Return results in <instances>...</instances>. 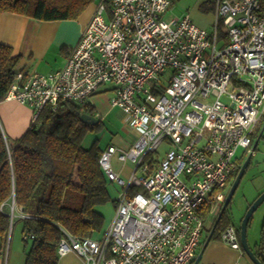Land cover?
Here are the masks:
<instances>
[{
	"label": "built area",
	"instance_id": "built-area-1",
	"mask_svg": "<svg viewBox=\"0 0 264 264\" xmlns=\"http://www.w3.org/2000/svg\"><path fill=\"white\" fill-rule=\"evenodd\" d=\"M213 3L207 30L189 15L165 20L168 0H102L61 69L14 75L5 100L30 107L33 120L45 107L83 106L110 85L109 106L135 136L126 150L108 146L98 159L121 190L107 230L99 238L64 232L57 256L73 253L84 264L194 263L203 213L221 209L236 151L252 156L264 116V0ZM163 143L169 150L161 159L148 156ZM112 157L132 164L127 178L113 170ZM8 207L12 214L13 202ZM221 239L240 249L233 225Z\"/></svg>",
	"mask_w": 264,
	"mask_h": 264
},
{
	"label": "trees",
	"instance_id": "trees-1",
	"mask_svg": "<svg viewBox=\"0 0 264 264\" xmlns=\"http://www.w3.org/2000/svg\"><path fill=\"white\" fill-rule=\"evenodd\" d=\"M92 1L0 0V13L43 22L74 21ZM20 59L11 47L0 44V102L5 100ZM81 114L96 117L90 103L78 106L64 102L55 111L43 108L15 140L5 137L0 127V241H10L14 224L19 223L25 264H57L56 245L64 232L75 237L92 235L104 223L96 208L108 202L115 205L107 192L109 182L98 163L104 150L97 139L88 148L82 146L84 136L101 130L103 123L97 117V125L83 124L79 120ZM256 136L257 133L254 141ZM236 163L237 169L227 186L239 172V161ZM10 202L14 205L12 214L7 208ZM227 207L212 238L221 237L230 224ZM20 213L29 218H19ZM206 214L205 211L204 217ZM30 236L33 238L29 239ZM252 252L264 264L261 241Z\"/></svg>",
	"mask_w": 264,
	"mask_h": 264
},
{
	"label": "crops",
	"instance_id": "crops-1",
	"mask_svg": "<svg viewBox=\"0 0 264 264\" xmlns=\"http://www.w3.org/2000/svg\"><path fill=\"white\" fill-rule=\"evenodd\" d=\"M101 1L102 0H93L86 10L74 21L43 22L16 14L0 13V44L11 47L13 54L21 57L16 66V71L47 74L61 69L65 65L70 51L78 43L80 34L90 21L96 5ZM205 2H210L211 5H214L213 0H194L189 4L184 15L188 14L196 25L206 29V27L212 25L214 21L215 6L213 10L209 8L206 9ZM93 101H95L94 103L96 105ZM91 102L96 111V119L97 117L100 120L105 119L109 114L110 109H115L109 106V100L103 96H96L91 99ZM32 112L33 111L30 107L21 105L14 100H4L0 102V127L4 136L10 140H15L21 137L33 120ZM129 136L131 137L130 140L118 139L120 141L119 144H122L119 147L127 149L132 145L135 136L131 130ZM256 137L257 138L254 141V143L257 141L254 147L255 153L249 158V165H251L253 157L257 156L260 143L262 142L264 144V119H262L259 125ZM260 150V154L264 157V146ZM113 158L114 157H112L111 160L112 167L114 166L113 162L114 164L116 162L115 160L113 161ZM124 168L125 167L122 168L120 166V169L116 171L113 167V170L122 177L123 173L120 171ZM131 169L132 167L127 170V176L131 172ZM109 184L107 185V192L109 191V187H111V192L115 195L116 190L118 191L119 188L112 183ZM230 186L231 184L228 185L225 190V197L226 191L228 188L230 189ZM259 195L260 193L256 198ZM256 198L251 201L249 206ZM96 210L102 215L98 208H96ZM205 211L207 212L204 217L206 222L196 255V257L200 255L197 264H252L241 247L240 249H232L222 241L221 237H211L213 230L216 227L215 225L213 228L220 210L214 216L209 215L208 209ZM16 215H18V212ZM251 219L252 217L250 220ZM261 229H258L257 227L254 228L251 237L246 230V238L251 250L255 249L260 241L264 247V226ZM237 230L239 234V227H237ZM209 235L210 238L207 241ZM57 257V264H84L83 261L73 253H67L61 257ZM25 262L26 256L24 253L22 238L21 242H16L14 245L9 239L5 242L0 241V264H25Z\"/></svg>",
	"mask_w": 264,
	"mask_h": 264
},
{
	"label": "rangeland",
	"instance_id": "rangeland-1",
	"mask_svg": "<svg viewBox=\"0 0 264 264\" xmlns=\"http://www.w3.org/2000/svg\"><path fill=\"white\" fill-rule=\"evenodd\" d=\"M194 0H170L171 7L168 9L166 14L164 15L165 20H169L173 17H182L184 16V13L186 12L187 7L191 2ZM206 9H214V5H211L210 2H205ZM188 15V14H185ZM211 26H207L206 29L210 30ZM223 26L221 27V30L223 31ZM111 86L110 85H103L101 86L96 94L92 97H105L108 100L111 97L110 92ZM91 98V99H92ZM91 99L89 100V103L91 104ZM222 101H224L222 99ZM95 101H93L94 103ZM95 104V103H94ZM92 105V104H91ZM96 105V104H95ZM102 121V127L101 130L97 132H88L82 141V146L88 148L91 142L93 140H98L99 147L102 148V150H106L109 145H113L118 149L126 150V148H121L122 144H119V140H130L131 137L130 129L127 127L125 123V118L123 113L119 109H110L109 114L105 119L100 120ZM262 121V120H261ZM261 123V122H260ZM256 140V139H255ZM118 145V146H117ZM264 144L261 142L259 145V152H257V156H254L251 162V165H247L244 173L242 175V179L240 180V183L238 187L235 190V193L230 199L229 205L227 207V216L229 219V222L234 227H239L240 220L245 214L246 209L249 207V204L251 201L256 198V196L261 192L264 191V157L260 154L262 147ZM169 150V146L163 143L159 149L156 151V153H152L148 155L152 159H161L164 154ZM255 152H253L252 155H254ZM248 154L245 152L244 149H237L236 151V158L239 161V169L242 167L243 163L247 159ZM116 161L115 164L113 162V167L116 171L120 169V166L124 169L120 171L123 178H127L126 173L129 168L132 167V164L129 162L121 163L116 160V157L113 158V161ZM237 161V162H238ZM110 186V184H109ZM111 187H109L108 194L111 196L110 200L116 201L119 196L121 195V190L118 189V191L114 190L115 195L111 192ZM229 192V188L226 191V195ZM114 196V197H113ZM7 208L9 209L8 205ZM99 211L103 215V227L96 231L93 235L94 238H99L105 230H107L109 223L112 220L113 213H114V205L111 202L106 203L105 205H102L98 207ZM264 226V202L256 209V211L252 215V219L250 220L248 227H247V233L251 237L252 231L254 228L261 229ZM20 224L15 223L13 230L11 231V237L10 241L13 242V245L17 242H21V235H20ZM262 230V229H261Z\"/></svg>",
	"mask_w": 264,
	"mask_h": 264
},
{
	"label": "water",
	"instance_id": "water-1",
	"mask_svg": "<svg viewBox=\"0 0 264 264\" xmlns=\"http://www.w3.org/2000/svg\"><path fill=\"white\" fill-rule=\"evenodd\" d=\"M79 120L86 125L89 126H95L98 123V120L95 117H92L90 115L87 114H81L79 117ZM257 141L254 143L253 148L255 147ZM251 157V155H249L247 157V159L245 160V162L243 163L242 167L239 169V172L236 176V178L233 180V182L231 183L230 189L228 194L225 197V200L223 202V205L219 211V214L216 218L215 224L213 226V228L215 227V225L217 224V222L220 220L222 213L224 212L225 208L227 207L228 203L230 202L231 197L233 196V194L235 193L236 188L238 187L240 180L242 178V175L244 173V170L249 162V158ZM264 202V192H262L253 202L252 204L248 207V209L246 210L243 218L240 221L239 224V244L241 249L243 250V252L246 254V256L249 258V260L252 262V264H262L258 261V259L254 256L252 250L250 249L248 242H247V238H246V230H247V225L248 222L250 220V218L252 217L253 213L256 211V209ZM213 230V229H212ZM210 235L207 238V241L209 240ZM200 255H198L195 259L194 264H197V262L199 261Z\"/></svg>",
	"mask_w": 264,
	"mask_h": 264
}]
</instances>
